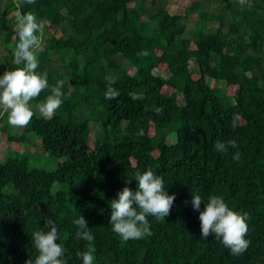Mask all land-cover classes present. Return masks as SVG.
<instances>
[{"label": "trees", "instance_id": "16d2710c", "mask_svg": "<svg viewBox=\"0 0 264 264\" xmlns=\"http://www.w3.org/2000/svg\"><path fill=\"white\" fill-rule=\"evenodd\" d=\"M201 1L219 2L217 13ZM176 2L183 13L172 14L169 0H0L6 70L19 67L17 16L30 11L60 33L41 42L36 71L49 87L29 104L37 108L58 81L64 93L51 118L33 111L21 134L3 130L14 148L39 136L63 161L54 170L27 155L0 161V264L34 259L31 233L47 231L46 220L68 264H81L79 214L94 235V264H264V0ZM194 14L199 27L190 31ZM109 87L114 99L105 98ZM232 139L237 149H214ZM147 169L175 199L164 220L148 217L151 235L124 241L109 225L110 201L125 186L135 190L133 176ZM192 192L247 214L246 251L201 239Z\"/></svg>", "mask_w": 264, "mask_h": 264}, {"label": "clouds", "instance_id": "9594fccd", "mask_svg": "<svg viewBox=\"0 0 264 264\" xmlns=\"http://www.w3.org/2000/svg\"><path fill=\"white\" fill-rule=\"evenodd\" d=\"M244 0H240L243 3ZM34 4L35 0H26ZM43 24L32 12H26L16 17L18 40L15 44L14 63L19 66L11 71L0 74V111L7 114V122L14 127H24L33 116L29 102L38 97L42 90L49 87L47 73L38 72V51L41 48ZM63 82L58 81L44 100L36 105L44 118H51L63 103ZM118 93L111 87L105 93L106 99H114ZM236 118L232 127L235 128ZM237 149L234 139L227 142L217 140L214 149L226 153ZM239 153H233V159H238ZM137 182L135 190L125 186L118 192L117 198L110 201L111 215L109 225L111 230L122 240H138L151 235L148 217L164 220L168 215L175 199V194L169 195L164 187L163 178L151 169L137 172L133 176ZM202 197L192 192L191 205L200 212V237L208 239L211 234L218 239L233 255H239L247 250L249 241L247 233V214L230 208L225 200L210 194L205 201L202 211ZM76 227L75 237L86 242L84 251H77L76 256L81 264H94V235L90 231L88 221L78 215L73 220ZM47 231L39 230L31 233L32 246L37 255L26 264H68L69 257L58 240L60 239L57 226L51 220L44 225Z\"/></svg>", "mask_w": 264, "mask_h": 264}, {"label": "rangeland", "instance_id": "374dc122", "mask_svg": "<svg viewBox=\"0 0 264 264\" xmlns=\"http://www.w3.org/2000/svg\"><path fill=\"white\" fill-rule=\"evenodd\" d=\"M198 0H190L191 3ZM203 4V10H207L209 12L217 13L219 9V2L210 3V2H204L201 1ZM168 9L172 14H179L183 13L184 10L181 9L176 0H169ZM198 15H192L189 22H188V29L190 31L198 29ZM43 28H42V35H41V42H44V40L50 39L53 34L59 35V32H54V29L48 28V22L44 21L42 22ZM210 27H214L217 24L214 22H210ZM8 48H6L3 44H0V74H2L4 71H6L7 65L10 62V58L8 55ZM191 68L194 70L196 69V64L194 61H191ZM133 72V71H131ZM155 74H161V72L156 69ZM211 83V81H209ZM213 83V82H212ZM221 87H223V84H220ZM32 107V106H31ZM34 112H39L37 108H32ZM7 127L12 134H21L24 130V127H14L8 124L7 122V114L3 111H0V161H5L10 156H14L15 154L19 156L27 155V157L30 160V163L33 166L37 167H44L45 169L54 170L57 167V163L59 161H63V159L59 160L55 156L49 155L46 151H44V148L41 143V139L39 136L33 135L28 142L20 144V148H14V143L10 141L6 134L3 132V130ZM95 128L91 130V135H94ZM34 134V133H33ZM169 142L173 144L175 142L174 138L169 139ZM16 150V153L15 151ZM7 191L11 190V187L8 186L6 188Z\"/></svg>", "mask_w": 264, "mask_h": 264}]
</instances>
